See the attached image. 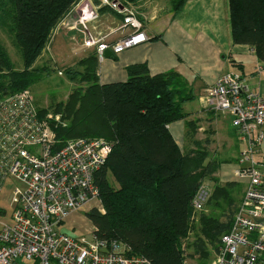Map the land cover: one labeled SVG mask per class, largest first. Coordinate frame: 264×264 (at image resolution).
Segmentation results:
<instances>
[{"label":"trees","instance_id":"obj_1","mask_svg":"<svg viewBox=\"0 0 264 264\" xmlns=\"http://www.w3.org/2000/svg\"><path fill=\"white\" fill-rule=\"evenodd\" d=\"M78 1L0 0V28L22 59V68H15L0 40V96L27 89L49 73L47 67L33 65L58 21ZM185 1L172 0L173 10L178 12ZM228 1L233 42L250 45L264 61V0ZM76 65L80 69L66 71L74 86L65 101L54 106L60 118L51 121V127L57 146L77 137H100L112 143L95 175L103 211L91 207L85 212L93 232L125 244L128 254L144 256L151 264H185L183 240L193 220L192 199L208 178L214 189L206 208L225 206L218 215L202 213L201 233L206 240L196 239L193 247L204 255L207 244L217 251L237 206L231 195L235 184L218 183L217 162L209 160L206 145L193 138L196 120L187 121V139L195 147L184 151L167 128L186 117L182 103L193 98L187 81L173 70L151 75L145 62H137L126 67V80L101 84L93 50ZM38 112L42 117L45 111Z\"/></svg>","mask_w":264,"mask_h":264},{"label":"built area","instance_id":"obj_2","mask_svg":"<svg viewBox=\"0 0 264 264\" xmlns=\"http://www.w3.org/2000/svg\"><path fill=\"white\" fill-rule=\"evenodd\" d=\"M113 11L120 26L99 29L100 9ZM76 30L85 49L98 62L104 52L124 49L148 40L138 9L128 0H79L54 27ZM126 35L110 44L115 33ZM264 72V68L260 69ZM206 107L230 116L240 143L236 175L246 179L231 227L220 236L210 264H264V156L256 147L264 138V93L252 90L241 74L226 72L204 93ZM41 117L31 103L28 89L0 96V192L17 181L10 194L11 215L0 222V264H151L144 256L128 254L116 240L60 230L65 218L87 203L99 202L95 175L104 165L112 143L100 137H77L57 146L51 121ZM201 183L192 199V219L204 210L210 196Z\"/></svg>","mask_w":264,"mask_h":264},{"label":"crops","instance_id":"obj_3","mask_svg":"<svg viewBox=\"0 0 264 264\" xmlns=\"http://www.w3.org/2000/svg\"><path fill=\"white\" fill-rule=\"evenodd\" d=\"M171 1L159 0L138 8L148 40L119 53L107 49L98 65L99 82L104 84L126 80V67L137 62H145L151 75L171 70L179 73L187 81L193 98L182 103L186 117L169 123L167 128L176 144L184 151L195 147L187 139V121L196 120L197 139L211 151L209 160L217 162L214 175L221 185L235 184L236 190L231 189V194L235 195L237 205L246 186V179L236 175L240 143L230 116L208 109L204 93L226 72L241 74L252 90L264 93V72L260 70L264 68V61L257 58L250 45L233 42L228 0H186L178 12L173 10ZM116 16L105 11L100 21L104 20L105 27L111 24L109 27L115 28L121 25L120 20L115 22ZM126 32L128 30L122 34H113L108 42L114 43L125 36ZM58 37L56 49L61 48L59 53L63 55L74 52L82 58L91 51L83 47L82 36L76 30L64 29ZM185 104L195 105L185 111ZM254 156L257 160L264 156V138L256 147ZM96 204L87 203L79 210L86 212L91 207L99 208ZM221 205V209L224 208V203ZM208 209L205 206L204 212ZM216 209L221 210L220 206H216ZM79 210L72 211L67 217L72 219L80 216ZM258 220L264 223V210ZM206 247L208 250L211 246L207 244ZM216 252L214 250L212 260Z\"/></svg>","mask_w":264,"mask_h":264},{"label":"rangeland","instance_id":"obj_4","mask_svg":"<svg viewBox=\"0 0 264 264\" xmlns=\"http://www.w3.org/2000/svg\"><path fill=\"white\" fill-rule=\"evenodd\" d=\"M156 2H159V0H137L132 4L136 6V8L138 9V8H142L143 6H147L149 4H153ZM105 11L109 15L111 14L112 16H116L113 15L115 13L111 10L105 9L104 12ZM117 20L118 21L120 20L121 22V18L117 17V19H115V22ZM103 22L104 20L99 21V29L104 31L105 29H107L108 26L111 25L110 24L111 22H109L108 24L110 25L106 27L104 26ZM63 32L64 30L56 29L54 36L48 42L47 46L42 51L41 55L37 58V60L33 65L35 67L45 66L49 69V73L44 74L40 81L34 83L33 85L27 88L30 93L31 103L33 104L34 108L37 111L39 110L45 111L44 113L41 114L42 117H47V115L50 114L55 116V113L53 112L54 106L59 102L65 101L68 93L70 92L71 88L74 86V83L68 79L67 77L68 74L66 73V71H73L75 69H80L76 65L77 59L81 57L80 55L73 54L74 52H71L68 55L67 54L63 55L59 53L61 51V48L56 49L57 39L59 38L58 36ZM0 40L3 46L5 47V49L7 50V52L9 53V56L13 61L15 68H19V69L22 68V59L17 48L13 44L11 37L8 34H6L4 30L1 28H0ZM62 49L64 50V48ZM194 105L195 104H185L184 110L188 111V109L193 107ZM196 132L193 138L198 140L196 136ZM191 139L192 137L190 138V140ZM209 154H211V151H209ZM109 181L111 183L113 182V179L110 177V175H109ZM202 181L203 183H207L206 185L209 186L210 192H212L214 189L213 182L211 180H208V178ZM18 184L19 183L17 181H12L11 183H7L0 192V222L9 220L10 218L11 215L10 194L12 187ZM231 189H233L232 191H235L236 186L233 185ZM232 197H235V195H232ZM97 205H99V208L103 210L100 201L97 202L95 206ZM203 212L204 210L197 213L195 219L191 221L190 229L187 233V236L183 240V247H184L185 257L187 259V264H210L212 258L214 257V250H212L211 247L210 249H208V255L198 253L196 249L193 247V243L194 241H196V239L199 238L203 240L205 239L201 233V225H200V219ZM207 212L216 215L221 213L219 209L214 210V208L212 209L209 208L206 211V213ZM78 213L80 216H75L72 219H69L68 217L65 218L63 224L60 227V230L67 231L72 235H85L88 237L92 231L91 222L85 216L84 211L79 210Z\"/></svg>","mask_w":264,"mask_h":264}]
</instances>
